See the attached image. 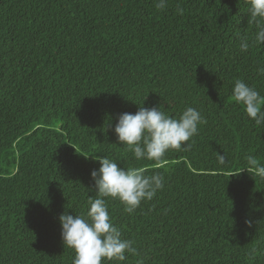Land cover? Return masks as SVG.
Masks as SVG:
<instances>
[{
	"label": "trees",
	"instance_id": "trees-1",
	"mask_svg": "<svg viewBox=\"0 0 264 264\" xmlns=\"http://www.w3.org/2000/svg\"><path fill=\"white\" fill-rule=\"evenodd\" d=\"M155 2L0 0V264H72L59 217L96 196L95 156L165 178L131 214L106 198L137 251L104 264H264V178L244 169L264 164V124L232 99L237 79L264 96V45L239 50L248 4ZM142 105L205 122L189 149L137 161L114 128Z\"/></svg>",
	"mask_w": 264,
	"mask_h": 264
},
{
	"label": "clouds",
	"instance_id": "clouds-1",
	"mask_svg": "<svg viewBox=\"0 0 264 264\" xmlns=\"http://www.w3.org/2000/svg\"><path fill=\"white\" fill-rule=\"evenodd\" d=\"M249 15L248 24L255 25L252 38L240 39L239 50L264 45V0H246ZM158 10L166 9L167 0H156ZM177 12L183 15L184 9ZM264 75V67L259 69ZM232 99L243 106L246 115L257 126L264 124V96L245 81L237 79L232 89ZM201 113L187 107L179 118L169 116L160 107L146 108L143 105L135 113L118 115L114 132L117 140L133 153L135 160H149L160 163L169 150H187L189 141L198 134V126L204 123ZM220 166L227 163V154H218ZM99 169L91 172L96 196L87 201V211L75 216L63 213L60 217L61 236L65 248L75 251L72 264H104L105 261L123 262L127 254H135L134 241L122 237V233L110 218L106 198L118 199L127 213L140 208L143 201H151L165 185L163 174H146L143 167H120L118 162L107 156H95ZM247 169L255 178H264V164L255 156L246 158ZM251 225V221H246Z\"/></svg>",
	"mask_w": 264,
	"mask_h": 264
}]
</instances>
